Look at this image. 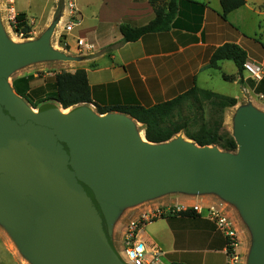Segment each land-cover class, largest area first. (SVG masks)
Returning <instances> with one entry per match:
<instances>
[{
	"label": "water",
	"instance_id": "95a60500",
	"mask_svg": "<svg viewBox=\"0 0 264 264\" xmlns=\"http://www.w3.org/2000/svg\"><path fill=\"white\" fill-rule=\"evenodd\" d=\"M52 35L15 44L0 20V224L31 264H128L112 243L115 215L171 192L237 202L255 235L249 264H264V112L238 108V149L227 152L142 140L122 113L34 109L9 78L32 62L69 61Z\"/></svg>",
	"mask_w": 264,
	"mask_h": 264
},
{
	"label": "crops",
	"instance_id": "0c3cea01",
	"mask_svg": "<svg viewBox=\"0 0 264 264\" xmlns=\"http://www.w3.org/2000/svg\"><path fill=\"white\" fill-rule=\"evenodd\" d=\"M107 3V0H105ZM99 27L86 33L93 34L94 52H88L81 66H88L89 83L94 102L102 106L141 105L152 107L173 100L193 87L204 89L202 75L211 69L210 59L215 50L225 44H236L246 51L247 61L264 62L261 55V36L264 37V0H246V4L231 12L227 21L221 18L220 0L182 1L174 25L168 32L149 34L135 43H122L119 26L128 21L144 26L155 17V7L149 0H108ZM168 0H160L165 6ZM204 6V7H202ZM102 25V29H100ZM89 45H91L88 42ZM231 61L220 63L233 70V85H240L241 96L237 109L244 102L261 108L264 83L258 82L255 91L249 79L239 75ZM84 69V68H83ZM225 80V79H224ZM226 81V80H225ZM97 90V95H96ZM207 90V89H205ZM252 94L259 99L252 98ZM173 204L186 202L180 197ZM194 202V201H193ZM139 216V214H138ZM138 240L145 243L149 254L163 253L165 264H226L225 238L213 228V223L199 216L162 218L145 224ZM18 250L6 228L0 224V249Z\"/></svg>",
	"mask_w": 264,
	"mask_h": 264
},
{
	"label": "trees",
	"instance_id": "16d2710c",
	"mask_svg": "<svg viewBox=\"0 0 264 264\" xmlns=\"http://www.w3.org/2000/svg\"><path fill=\"white\" fill-rule=\"evenodd\" d=\"M159 1L149 0V3L155 7V17L148 24L144 26H134L130 22L120 24L122 43H135L146 35L168 32L174 25L182 1L198 5L191 0H168L166 5L162 6ZM220 1L223 10L221 18L224 21H227V16L231 12L246 4V0ZM16 21L18 23L16 32L28 37L30 27L27 23V15L18 14ZM247 60L248 55L240 46L225 44L215 50L210 59V67L219 70L221 62L231 61L238 68L239 75H244V64ZM224 79L228 81L231 78L224 76ZM33 80H35L34 76L14 79L13 89L34 109L52 102L60 104L64 109L78 105H94L99 114L122 113L132 117L143 126L146 138L152 143L168 142L184 133L188 139L202 147L216 146L227 152H236L238 149L233 135L224 129V112L228 108L237 106L236 98L195 86L173 100L152 107L102 106L93 100L92 88L85 69L54 72L42 85L31 88L30 82ZM261 82L263 84L264 79ZM182 216L197 217L194 213Z\"/></svg>",
	"mask_w": 264,
	"mask_h": 264
},
{
	"label": "rangeland",
	"instance_id": "374dc122",
	"mask_svg": "<svg viewBox=\"0 0 264 264\" xmlns=\"http://www.w3.org/2000/svg\"><path fill=\"white\" fill-rule=\"evenodd\" d=\"M111 3L112 2L108 0L107 3L105 0H76L77 7L81 14V24L75 27L72 33L67 34L64 30L65 26L69 22L67 0H0V20L5 36L9 41L15 44L33 42L39 40L50 30H53L50 42L51 47L54 50L66 54L69 58V61L32 62L16 69L9 78V82L12 87L14 79L34 76L35 80L30 82V86L33 88L42 85L44 80L47 77L52 76L54 72H73L79 68L86 69L88 66H81V63L87 58L88 52H94L95 50H87L85 47H78L76 41L80 38L85 40L87 43H92L93 34L86 33V31L94 26L99 27L102 15H106L105 4L108 6L107 8H109V10H112L113 4ZM20 13H25L27 15V23L30 27L28 37L22 33L19 34L15 30L18 25L16 17ZM100 29L103 30L102 25ZM261 55L264 56V37L262 36ZM262 59L261 62L258 63L263 65L264 69V62ZM228 66L235 68L232 62H230ZM231 70H233L231 67H226L223 72L214 70L207 71L202 75V78L206 80V84H202L203 88L228 97H240V85H233L231 82L225 81L223 78V73L230 75L232 73L230 72ZM244 74L245 77L249 79L250 87H252L255 91L258 82L252 79L248 73L244 72ZM252 98L259 99L258 97H255V94H252ZM259 100L261 101V108L259 109L251 102H244L243 105L238 108L253 105V107L259 111L264 112V100L262 99V96ZM48 104H52L60 109H63V107L56 102ZM80 107H88L93 112L98 113L94 105L73 106L66 109L65 112L70 113ZM238 108L233 110L228 108L224 112V129L232 135H234L236 128ZM138 128V130L144 131L142 125ZM179 137L188 139L184 133L177 135L174 139ZM178 197L186 201H191L186 203H193L194 201V203L214 204L222 207L225 214L233 222L234 228L237 232V242L239 243V250L242 256V264H249L251 252L255 243L254 231L248 224L242 209L237 202L225 199L215 193L189 195L183 192H171L148 201H144L137 205L121 206L112 222L111 239L115 249H117L119 253L122 252L127 227L131 221L138 218V214L140 215L141 211L149 207L173 204L176 202L175 200ZM212 223L213 228L225 238L224 234L218 229L217 225L214 222ZM0 264H31V262L22 254L21 251H19V249H14L13 252H10L2 248L0 249Z\"/></svg>",
	"mask_w": 264,
	"mask_h": 264
},
{
	"label": "built area",
	"instance_id": "2783aa9c",
	"mask_svg": "<svg viewBox=\"0 0 264 264\" xmlns=\"http://www.w3.org/2000/svg\"><path fill=\"white\" fill-rule=\"evenodd\" d=\"M12 1V0H11ZM69 22L65 26L67 34L72 33L75 27L81 24V14L77 7L76 0H67ZM78 47H85L87 50H93L94 46L89 45L85 40L77 39ZM244 72L256 82H261L264 77L263 65L255 61H247L244 64ZM264 100V97L262 96ZM194 213L199 217H204L214 222L218 229L225 236L226 264H242V256L239 250L238 236L233 222L225 214L222 207L206 203H182V204H164L162 206L149 207L141 211V214L134 221H131L126 230V238L123 241V250L121 257L128 264H165L162 260L163 253L155 252L152 256L149 254L145 243L138 240V234L141 228L150 222L162 218L181 217L183 214Z\"/></svg>",
	"mask_w": 264,
	"mask_h": 264
},
{
	"label": "bare ground",
	"instance_id": "6f19581e",
	"mask_svg": "<svg viewBox=\"0 0 264 264\" xmlns=\"http://www.w3.org/2000/svg\"><path fill=\"white\" fill-rule=\"evenodd\" d=\"M136 125H137V129H139L138 127L141 126V124H136ZM139 131H140V130H139ZM140 132H141V133H140L139 136L141 137L142 140H144V138H145V132H144L143 130H141Z\"/></svg>",
	"mask_w": 264,
	"mask_h": 264
}]
</instances>
